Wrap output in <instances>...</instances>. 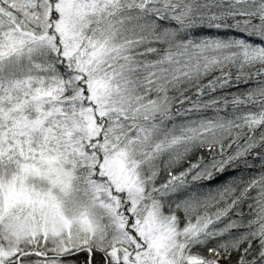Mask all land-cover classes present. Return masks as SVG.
<instances>
[{"label":"snow or ice","instance_id":"snow-or-ice-1","mask_svg":"<svg viewBox=\"0 0 264 264\" xmlns=\"http://www.w3.org/2000/svg\"><path fill=\"white\" fill-rule=\"evenodd\" d=\"M0 264H264V0H0Z\"/></svg>","mask_w":264,"mask_h":264}]
</instances>
